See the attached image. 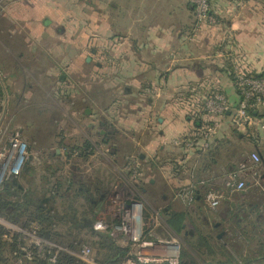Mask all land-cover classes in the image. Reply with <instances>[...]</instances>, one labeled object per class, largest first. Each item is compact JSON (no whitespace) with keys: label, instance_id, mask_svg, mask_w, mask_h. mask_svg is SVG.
Segmentation results:
<instances>
[{"label":"crops","instance_id":"0c3cea01","mask_svg":"<svg viewBox=\"0 0 264 264\" xmlns=\"http://www.w3.org/2000/svg\"><path fill=\"white\" fill-rule=\"evenodd\" d=\"M211 9L219 23L194 35L189 0H0V135L22 136V124L32 112L22 116L21 111L39 103L34 88L33 93L19 89L28 70L34 82L50 80L49 89L60 90L63 103L80 99L84 107L82 93L96 85L94 100L103 99L106 108L100 120L131 141L143 161L144 199L160 183L161 198L172 201L173 208L164 210L162 238L183 233L198 254L193 244L205 235L217 253H205L204 264L235 258L241 264L230 246L242 250L264 242V108L255 111L257 123L244 131L234 126L232 113L217 117L221 126L205 151L200 131L211 123L204 108L213 92L239 105L235 65L264 73V5L211 0ZM175 55L180 58L174 60ZM122 105L126 114L116 116L115 106ZM189 138L193 146L175 143ZM2 140L0 152L10 145L9 140L2 147ZM120 152L111 153L117 159ZM121 169L115 168L118 176ZM8 180L5 188L18 182ZM239 182L246 183L243 190H237ZM191 184L194 201L177 199V192ZM210 192L221 195L217 207L206 201ZM189 226L194 231L187 232ZM222 247L226 252H220ZM248 256L256 258L255 253ZM187 258L181 262L199 264ZM255 258L250 264H264Z\"/></svg>","mask_w":264,"mask_h":264},{"label":"rangeland","instance_id":"374dc122","mask_svg":"<svg viewBox=\"0 0 264 264\" xmlns=\"http://www.w3.org/2000/svg\"><path fill=\"white\" fill-rule=\"evenodd\" d=\"M259 1L260 4L262 3V5H264V0ZM205 25L207 24L203 26ZM173 59H175V56H173ZM28 72L31 74L32 71L28 70ZM29 73L26 72V75H23V84L19 89L21 91L25 89L26 93H33L34 88L33 98H37V102L39 103L29 104L31 106L23 109L20 113L24 116L32 112L30 114L31 116L25 120V124H22L23 134L20 136L22 141L26 143L29 154L27 163L23 167L22 174L27 166L31 167L32 171H28L27 180L23 179V175L17 179L18 184L25 189V191L33 187L34 191L37 190L41 194H45V197L41 201L42 206L52 212L63 213L64 208L70 204L72 199H74V204L77 206L78 210L83 212L86 202L83 198L76 196L77 189H82L90 184H98L101 182L107 189L100 210L102 212L107 205L106 198L108 199L109 194L118 183V177L120 178L115 168H122L126 159L130 155H135L138 151H134L131 141H126L120 136L116 135L114 136L115 138H113L101 135L100 132L102 129L98 128L100 121L99 115L106 111V108H104L103 99L101 101L94 100V94L97 88L96 85L89 84L88 89L82 93L81 96L87 100V103H85L83 107L80 103V99H77L75 104L69 102L63 103L60 90L55 88L52 90L49 89L51 84L50 80L38 79L37 82H34L30 78L31 75L29 76ZM30 85L32 86L31 90H29ZM110 105L114 107L113 105L115 104L107 103V106ZM86 110H89L90 114H86ZM115 110L117 112L116 116L120 117V115L126 114L124 105L120 107L115 106L113 112H115ZM53 115L54 120L51 122V117ZM23 120L24 117L21 121ZM115 121L113 119V126L114 124L116 125ZM238 129L244 131L247 127H239ZM11 133L12 131H7L0 135L3 138L2 147H4L12 137ZM86 142L91 143L92 147L89 150L91 154H82L81 149L74 150L75 148H81ZM56 150H60L62 153L58 157L55 154ZM120 150H122V152H120L116 159L114 157L115 154L111 152H118ZM8 181L9 180L0 186V192L4 190ZM70 181H72V183ZM29 182L33 183L30 185ZM59 183L63 185L60 188L58 187ZM68 185L72 186L70 190H68ZM150 190H152V192ZM150 190L145 196L150 206L153 205L152 207L154 208L162 206L173 208L171 200H163L161 198L160 183ZM19 198L20 197H14L13 200L17 201ZM68 199L70 201H68ZM11 211L12 208H9V213H11ZM194 214L192 215L195 217ZM163 218V220H165V218L167 219L166 215L163 216ZM22 220L27 222L26 219ZM0 227L9 233L6 238L15 234H22L25 241V246L23 245L24 247L22 246V249L29 250L30 248L32 250L33 242H36L37 239L43 243L50 242L66 250L68 249L61 243L51 242L41 238L37 233L38 225L35 223L25 227L22 224L11 222L7 217L0 216ZM55 229L58 232L65 231V227L62 223L57 224ZM186 230L187 232L194 231L193 226H189ZM76 233H79L80 238L85 240L83 246L91 247L97 260H101L98 246L92 243L96 241L97 238L91 237L86 231H76ZM215 234H218V232ZM176 235L179 237L176 239H180L181 257L183 258V254L187 253L190 259L195 258L196 263L204 264L202 260H206L208 256L206 254H197L193 251L187 242V239H190L188 238L189 236L185 237L183 233L172 231L171 236L176 237ZM158 236L162 238V236L165 237V234L158 232ZM249 248L252 249V252L249 251ZM229 249H232V247L230 246ZM255 249L256 247L252 245H250V247L249 245H245L242 248V250H244L243 253H246L247 256L253 253ZM183 259L188 260L189 258L185 257ZM21 263L23 262H16V264ZM5 264H14V260L11 259V262H6Z\"/></svg>","mask_w":264,"mask_h":264},{"label":"built area","instance_id":"2783aa9c","mask_svg":"<svg viewBox=\"0 0 264 264\" xmlns=\"http://www.w3.org/2000/svg\"><path fill=\"white\" fill-rule=\"evenodd\" d=\"M194 7L195 25L193 34L196 35L204 24L216 25L218 19L213 16L211 0H189ZM175 55V59H178ZM233 76L236 86L241 94L238 106L233 107L224 94L216 92L209 95L205 102V113L211 118V123L206 124L200 131V137L204 141L205 151L209 147L210 140L217 134L221 121L217 117L233 114L235 127H248L257 123L253 112L264 108V78L257 77L234 66ZM261 129L264 131V119L261 121ZM186 146H193L191 139L175 141ZM29 157L27 145L19 135L10 140L8 148L0 152V186L8 179L21 177L23 167ZM252 158L260 161L257 154ZM196 165V164H195ZM192 182L195 175H191ZM146 181V172L143 161L137 155H130L120 171V178L108 196L105 209L97 216L93 228L96 231L108 232L110 237L121 247L128 250L122 264H181V244L178 239L159 238L158 232L163 224L165 206L154 208L143 197L142 185ZM245 182L237 184V190H243ZM188 197L194 201L193 184L180 189L176 198ZM207 203L217 207L221 202V195L210 192L206 197ZM34 250L23 249L29 257L46 259L55 264L60 252L66 251L77 259L87 264H101L92 248L82 246L78 252L66 250L52 243H43L38 240L33 242Z\"/></svg>","mask_w":264,"mask_h":264},{"label":"trees","instance_id":"16d2710c","mask_svg":"<svg viewBox=\"0 0 264 264\" xmlns=\"http://www.w3.org/2000/svg\"><path fill=\"white\" fill-rule=\"evenodd\" d=\"M255 75L259 78H264V73L262 75L255 73ZM233 81L236 85L234 76ZM214 93L216 92H213L212 94ZM252 114L254 117H258L255 112ZM91 147V143L86 142L81 148H75L74 150L81 149L82 154H91L89 151ZM28 171H32V168L29 166L25 168V171L22 174L23 179L25 180L28 178ZM70 182L72 183V181ZM32 183L33 182H29L30 185ZM62 186L63 185L59 183L58 187L60 188ZM71 187V185H68V190H70ZM106 192V187L103 186L101 182L98 184H90L82 189H77L76 196L83 198L86 202L84 211L80 212V210H78L77 206L74 204V199L71 201L68 199L70 204L64 208L63 213H58L52 212L42 206L41 201L45 197V194H41L37 190L34 191L33 187L25 191V189L10 186L4 188V190L0 192V216L7 217L11 222L15 224H22L25 227L35 223L38 225L37 233L41 238L51 242L61 243L64 247L68 248V250L75 252L79 251L85 242L84 239L80 238V234L76 233V231H86L91 237L97 238V240L92 243L98 246L99 255L101 256V260H99V262L101 264H122L128 250L117 244V242L110 237L108 232L96 231L93 228L95 218L100 212L105 199V197L102 198V195ZM14 197L20 198L17 199V201H14ZM9 208H12L11 213H9ZM22 219H26L27 222H24ZM61 223L65 227L64 232H58L55 229V226ZM0 234V264L11 262V259L14 260V264L18 261L23 262L21 264H51L46 259L36 256H27L26 252L22 249L25 246L24 236L22 234H15L6 238L9 233L1 227ZM211 242V238L201 235L196 239V242H194L193 248L201 255L205 253H217L216 247H214ZM37 249L38 248L35 246L32 247V250H34L35 253L37 252ZM232 249L234 253L238 254L241 264H250L252 259L255 258L244 256V250H238L234 246ZM249 251L252 252V249L249 248ZM220 252H226L225 247H222ZM253 253L256 254L255 260L259 259L262 263L264 262V242L262 240L259 241V245ZM251 254L252 253H250V255ZM187 256V253L183 254V258ZM55 264L87 263L77 259L66 251H62L59 253ZM217 264H239V261L235 258L234 262L226 263L219 261Z\"/></svg>","mask_w":264,"mask_h":264},{"label":"water","instance_id":"95a60500","mask_svg":"<svg viewBox=\"0 0 264 264\" xmlns=\"http://www.w3.org/2000/svg\"><path fill=\"white\" fill-rule=\"evenodd\" d=\"M88 60H91V59L89 58ZM86 114H90V111L86 110ZM104 125H105V122L100 120L98 128L102 129V127H104ZM100 133L101 134H106L104 129H102V131ZM14 185L18 186L19 188H21V186L18 184V182H15ZM0 237H1V234H0ZM219 238H221V236ZM181 264H188V263L186 261H182Z\"/></svg>","mask_w":264,"mask_h":264},{"label":"flooded vegetation","instance_id":"af4514ba","mask_svg":"<svg viewBox=\"0 0 264 264\" xmlns=\"http://www.w3.org/2000/svg\"><path fill=\"white\" fill-rule=\"evenodd\" d=\"M102 129H104L106 132V134H101L103 136H110L115 138L114 136L117 135L116 130L113 127L108 126L107 124H105L104 127H102Z\"/></svg>","mask_w":264,"mask_h":264}]
</instances>
